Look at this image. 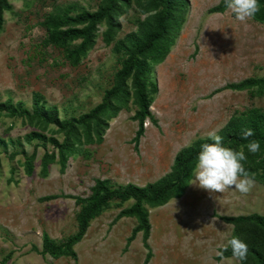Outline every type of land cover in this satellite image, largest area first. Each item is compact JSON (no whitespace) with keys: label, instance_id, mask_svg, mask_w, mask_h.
<instances>
[{"label":"rangeland","instance_id":"obj_1","mask_svg":"<svg viewBox=\"0 0 264 264\" xmlns=\"http://www.w3.org/2000/svg\"><path fill=\"white\" fill-rule=\"evenodd\" d=\"M124 1L116 13L119 29L113 39L103 43L105 26L99 24L93 44L71 66L60 47L47 44L41 22L59 11H92L99 0H6L10 8L2 12L0 28V102H19L29 110L32 94L37 93L44 108L54 109L58 121L77 118L100 102L123 57L114 43L141 32L140 23L150 14L141 10L142 0ZM185 1L178 33L179 19L170 20L164 37L172 44L162 61L152 64L144 59L148 79L156 86L149 111L155 123H143L135 147L130 91L125 102L112 103L117 106L112 116L100 117L106 128L99 143H82L80 138L71 143L61 172L49 141H62L57 126L38 129L0 112V264H143L147 250L151 254L145 264H221L215 253L229 239L238 237L245 243L251 239L249 227L225 223L220 216L264 215V183L258 172L253 173L255 186L247 195L234 188L210 193L190 184L195 164L180 197L161 206L143 205L147 248L139 233L125 243L135 224L131 217L113 219L132 201L111 199L87 222L84 236L72 246L74 258L38 253L43 234L57 244L75 232L79 206L74 198L86 197L94 179L111 187L126 183L141 187L168 170L177 150L209 138L208 133L218 132L228 118L247 109L264 115V86L225 87L246 78H264V24L251 20L245 26L227 9L209 13L217 0ZM32 131L44 138L28 136ZM240 150L246 157L250 154L247 145L238 146ZM45 151L53 158L40 171L39 159ZM256 155L264 157V148ZM247 162L248 158L243 165ZM50 195L54 198H45ZM222 264H234L231 254ZM242 264L250 262L246 259Z\"/></svg>","mask_w":264,"mask_h":264},{"label":"trees","instance_id":"obj_2","mask_svg":"<svg viewBox=\"0 0 264 264\" xmlns=\"http://www.w3.org/2000/svg\"><path fill=\"white\" fill-rule=\"evenodd\" d=\"M142 2L141 10L150 12L147 18L140 23L143 29L138 33L131 32L114 43V50L120 51L123 55L119 60L120 66L113 73L111 86L103 91L100 102L85 113L77 118L70 117L58 121L54 109L44 108L40 101L42 97L37 93L32 94L29 110L21 108L19 102L10 103L8 99L0 102V112L8 117H19L38 129L45 128L50 124L57 126L56 131L62 133V141L56 143L53 138H49V141L56 149L59 172L62 171L64 159L71 150V143L77 142L79 138L82 143H99L101 141L102 131L106 128V124L101 122L100 117L112 116L117 107L112 103L125 102L129 91L135 108L131 115V118L136 122V130L132 137L134 147L143 133V123L146 120L155 123L149 111L152 105L150 94L156 91V86L148 79L149 68L146 67L144 59L148 57L152 64L162 61L167 48L172 44L169 38L164 37L170 28V20L176 19L178 22L179 19L176 30L178 33L186 1L142 0ZM258 3L260 11L253 21L264 24V0H258ZM122 4H125L124 0H99L97 8L92 11L83 9L74 14L65 11L48 14L41 22L46 33L45 40L47 44L60 47L63 59L71 66H75L83 58L85 51L93 44L99 24L102 23L105 26L102 32L103 43L108 44L113 39L119 29L116 13ZM9 8L6 0H0V28L2 12ZM225 9L224 0H217L215 5L208 9V12L222 13ZM74 41L77 43L69 47V44ZM262 86H264V78H246L236 83H229L225 87L231 90H244ZM249 128L255 133L249 139L258 140L262 151L264 148V115L257 109H247L235 117L228 118L217 134L223 137L225 147L237 151L238 146L247 145L248 141L241 139V132L243 129ZM28 136L44 138L43 135L35 131L30 132ZM212 142L210 138H198L191 144L181 147L174 154L168 170L158 179L147 182L141 187L132 185V183L111 187L105 180L94 179L86 197L83 199L74 198V203L79 206V210L74 216L75 232L57 244L43 234L38 253L40 255L47 254L52 258L60 256L74 258L72 246L80 242L84 236L87 222L107 208L111 199H116L118 203L132 201L129 206L120 209L113 219L131 217L135 224L129 230L125 243L131 242L134 236L139 233L142 246L147 248V211L143 205L161 206L171 198L180 197L190 178V171L197 163L201 145ZM258 157L259 155L256 154H248V162L244 164V168L251 174L258 172L264 183V157ZM51 158H53V154L43 152L39 159L40 171L45 169L46 162H49ZM23 166L25 169L28 167L27 158L23 161ZM45 198H54V195L45 196ZM220 219L234 226L244 224L249 227L252 236L246 242L248 246L247 259L250 264H264V215L220 216ZM150 254V251L147 250L143 264L148 261ZM229 254H231L230 248L224 252V257Z\"/></svg>","mask_w":264,"mask_h":264},{"label":"clouds","instance_id":"obj_3","mask_svg":"<svg viewBox=\"0 0 264 264\" xmlns=\"http://www.w3.org/2000/svg\"><path fill=\"white\" fill-rule=\"evenodd\" d=\"M225 7L234 16L235 20L247 26L260 11L258 0H224ZM255 135L252 129H243L241 139L248 141L247 150L255 155L260 151V142L249 139ZM213 141L211 144L201 145L197 156L194 177L191 183L210 193H224L234 188L241 195H247L255 186L254 174L245 170L242 162L247 160L243 150L236 151L223 145V137L216 131L208 133ZM175 204V201H174ZM231 249L234 264H242L248 257V246L238 237H232L215 255L221 264L224 252Z\"/></svg>","mask_w":264,"mask_h":264},{"label":"bare ground","instance_id":"obj_4","mask_svg":"<svg viewBox=\"0 0 264 264\" xmlns=\"http://www.w3.org/2000/svg\"><path fill=\"white\" fill-rule=\"evenodd\" d=\"M145 127H148V125L146 124Z\"/></svg>","mask_w":264,"mask_h":264},{"label":"crops","instance_id":"obj_5","mask_svg":"<svg viewBox=\"0 0 264 264\" xmlns=\"http://www.w3.org/2000/svg\"><path fill=\"white\" fill-rule=\"evenodd\" d=\"M152 104V103H151Z\"/></svg>","mask_w":264,"mask_h":264}]
</instances>
